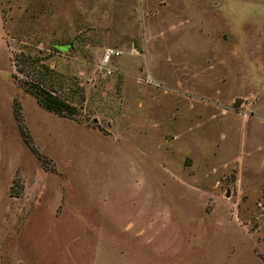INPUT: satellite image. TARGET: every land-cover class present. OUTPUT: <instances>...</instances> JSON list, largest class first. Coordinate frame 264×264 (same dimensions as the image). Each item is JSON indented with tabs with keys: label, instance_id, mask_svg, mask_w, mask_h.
Wrapping results in <instances>:
<instances>
[{
	"label": "rangeland",
	"instance_id": "rangeland-1",
	"mask_svg": "<svg viewBox=\"0 0 264 264\" xmlns=\"http://www.w3.org/2000/svg\"><path fill=\"white\" fill-rule=\"evenodd\" d=\"M243 2L0 0V264H264V17L240 31Z\"/></svg>",
	"mask_w": 264,
	"mask_h": 264
},
{
	"label": "trees",
	"instance_id": "trees-1",
	"mask_svg": "<svg viewBox=\"0 0 264 264\" xmlns=\"http://www.w3.org/2000/svg\"><path fill=\"white\" fill-rule=\"evenodd\" d=\"M13 64L19 72H22L25 69L22 65L29 68L26 70L31 75L30 78L18 77L15 73L13 74V77L23 89L30 92L36 98L37 102L43 108L67 117H73L77 113V107H75V105L70 104L61 94L45 84L43 73L50 72L51 68L41 57L38 55H30L28 53L16 52L13 56ZM13 113L24 141L31 151L41 160L42 165L47 168L46 155L38 151L33 143L29 130L22 120L21 112L15 105H13Z\"/></svg>",
	"mask_w": 264,
	"mask_h": 264
},
{
	"label": "clouds",
	"instance_id": "clouds-1",
	"mask_svg": "<svg viewBox=\"0 0 264 264\" xmlns=\"http://www.w3.org/2000/svg\"><path fill=\"white\" fill-rule=\"evenodd\" d=\"M234 11L237 12V18L233 23L240 31H243L246 23H249L253 19L264 17V3H255L254 0H244L240 4L239 9L234 8Z\"/></svg>",
	"mask_w": 264,
	"mask_h": 264
},
{
	"label": "built area",
	"instance_id": "built-area-1",
	"mask_svg": "<svg viewBox=\"0 0 264 264\" xmlns=\"http://www.w3.org/2000/svg\"><path fill=\"white\" fill-rule=\"evenodd\" d=\"M119 54H120V50L108 47V48L105 49V51H104V53L102 55V62L105 65H108V63L111 61L112 57L117 56ZM108 71H110V69H108ZM147 79L150 82L152 81V78H147Z\"/></svg>",
	"mask_w": 264,
	"mask_h": 264
},
{
	"label": "crops",
	"instance_id": "crops-1",
	"mask_svg": "<svg viewBox=\"0 0 264 264\" xmlns=\"http://www.w3.org/2000/svg\"><path fill=\"white\" fill-rule=\"evenodd\" d=\"M127 264H134V263H133V262H131V263H130V262H128Z\"/></svg>",
	"mask_w": 264,
	"mask_h": 264
},
{
	"label": "water",
	"instance_id": "water-1",
	"mask_svg": "<svg viewBox=\"0 0 264 264\" xmlns=\"http://www.w3.org/2000/svg\"><path fill=\"white\" fill-rule=\"evenodd\" d=\"M229 193V192H228Z\"/></svg>",
	"mask_w": 264,
	"mask_h": 264
}]
</instances>
